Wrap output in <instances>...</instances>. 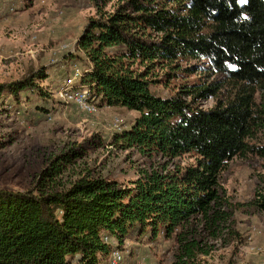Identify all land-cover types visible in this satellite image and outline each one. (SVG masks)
Listing matches in <instances>:
<instances>
[{
  "label": "trees",
  "instance_id": "16d2710c",
  "mask_svg": "<svg viewBox=\"0 0 264 264\" xmlns=\"http://www.w3.org/2000/svg\"><path fill=\"white\" fill-rule=\"evenodd\" d=\"M90 1L96 12L75 44L82 56H73L85 64L81 83L100 107L138 113L111 144L189 162L118 181L68 175L84 152L62 150L28 189H0V264H109L113 250L144 237L170 243L171 264H211L231 243L230 257L217 260L235 264L243 238L231 222L240 204L221 194L219 179L234 158H257L249 205L264 216V0ZM47 77L30 71L0 85V97L35 91L45 99L37 82ZM174 80L170 95L155 92ZM209 98L215 105L202 108Z\"/></svg>",
  "mask_w": 264,
  "mask_h": 264
},
{
  "label": "rangeland",
  "instance_id": "374dc122",
  "mask_svg": "<svg viewBox=\"0 0 264 264\" xmlns=\"http://www.w3.org/2000/svg\"><path fill=\"white\" fill-rule=\"evenodd\" d=\"M100 1L98 5H102ZM9 5L0 2V85L39 68L48 77L37 82L47 93L45 99L35 91L21 92L17 100L7 93L0 97V189H28L48 159L71 146H80L84 156L68 175L93 171L102 177L127 181L141 170L166 164L167 169H172L189 162L187 158L167 162L160 156H145L136 149L123 150L112 145L113 134L128 128L138 116L136 112L99 106L95 114H87L62 101L59 91L71 69L85 67L83 61L73 56H82L76 52L75 44L87 19L95 15L92 1L34 0L24 6L17 0ZM111 5L107 3L105 10ZM9 8L14 12L9 13ZM62 45L67 50L59 51ZM178 82L172 81L169 88L156 87L155 92L170 95ZM215 102V98H209L199 104L208 109ZM116 119L118 123L114 125ZM260 172L257 158H234L220 175L221 194L232 205L240 204L233 211L231 222L243 238L242 246L234 255L235 264H264V216L249 205L259 184ZM148 243L145 237L141 243L124 242L119 248L122 264L171 263L170 243Z\"/></svg>",
  "mask_w": 264,
  "mask_h": 264
},
{
  "label": "built area",
  "instance_id": "2783aa9c",
  "mask_svg": "<svg viewBox=\"0 0 264 264\" xmlns=\"http://www.w3.org/2000/svg\"><path fill=\"white\" fill-rule=\"evenodd\" d=\"M9 13H13L14 9L9 8ZM67 50L66 45L59 47V51ZM84 74L82 69L74 66L67 78L64 80L63 87L59 91V95L65 103L74 105L80 112L87 114H95L99 110V98L92 93L91 87L83 85L81 80ZM118 123L115 120L114 125ZM108 242V239H104ZM253 248H251L252 250ZM109 264H122V253L120 250H113L110 254Z\"/></svg>",
  "mask_w": 264,
  "mask_h": 264
},
{
  "label": "crops",
  "instance_id": "0c3cea01",
  "mask_svg": "<svg viewBox=\"0 0 264 264\" xmlns=\"http://www.w3.org/2000/svg\"><path fill=\"white\" fill-rule=\"evenodd\" d=\"M231 250H232V245L231 243H229L228 245L224 246V247H219L215 252H214V259L213 262L211 264H220L219 261L217 260V256L218 255H225L224 257L228 258L230 257L231 254ZM233 259V258H232ZM173 259L171 260L172 263ZM170 263V264H171Z\"/></svg>",
  "mask_w": 264,
  "mask_h": 264
}]
</instances>
